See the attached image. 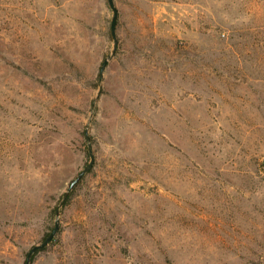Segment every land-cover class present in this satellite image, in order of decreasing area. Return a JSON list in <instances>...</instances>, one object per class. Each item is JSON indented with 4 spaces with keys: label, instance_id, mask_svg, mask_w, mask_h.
<instances>
[{
    "label": "rangeland",
    "instance_id": "374dc122",
    "mask_svg": "<svg viewBox=\"0 0 264 264\" xmlns=\"http://www.w3.org/2000/svg\"><path fill=\"white\" fill-rule=\"evenodd\" d=\"M114 3L0 0V264H264V0Z\"/></svg>",
    "mask_w": 264,
    "mask_h": 264
},
{
    "label": "water",
    "instance_id": "95a60500",
    "mask_svg": "<svg viewBox=\"0 0 264 264\" xmlns=\"http://www.w3.org/2000/svg\"><path fill=\"white\" fill-rule=\"evenodd\" d=\"M108 3L113 11V16H112V20H111V33L114 39V50L113 53H115L116 47H117V43H118V39H117V34H116V25H117V18H118V10L117 7L115 6L114 0H108ZM108 62V59H106L103 62V65L101 67L100 70V78H103V72L104 69L106 67V64ZM85 138L88 141V152H89V156H90V162L84 167V169L71 181V183L69 184L66 192L63 194V198L61 201V205L65 202V200L67 199L69 193L74 189V187L81 181V179L85 176L86 173L89 172V170L93 167L94 163H95V155L93 153V148H92V144L90 143V135H89V131L88 129L86 130L85 133ZM57 215H59V209H57L56 211ZM60 228V221L59 219H57L55 221V225L54 228L52 229V231L49 233V235L44 239V241L41 244L35 245L33 246L26 257V262L25 264H31L32 262V258L34 256V254L43 249L44 247H46L55 237V235L57 234V232L59 231Z\"/></svg>",
    "mask_w": 264,
    "mask_h": 264
}]
</instances>
